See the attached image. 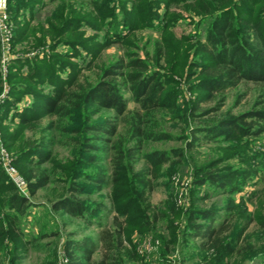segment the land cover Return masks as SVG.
I'll return each mask as SVG.
<instances>
[{
	"label": "rangeland",
	"instance_id": "rangeland-1",
	"mask_svg": "<svg viewBox=\"0 0 264 264\" xmlns=\"http://www.w3.org/2000/svg\"><path fill=\"white\" fill-rule=\"evenodd\" d=\"M60 1L33 2L31 24L41 25ZM67 1L73 8L81 10L80 14L88 12L93 16L95 13L87 10H92V5L102 0ZM133 1L135 8L131 6L132 0H107L105 10L113 14H105L101 20V26L108 28L107 34L103 29L100 31V28L83 23L80 27L82 44L108 43L107 37L112 32L123 35L102 49L96 63H107L127 53L137 54L150 62L162 55L158 59L164 68L161 70L172 74L176 81L175 93L166 107L142 114L146 120L143 129L151 134L164 132L161 139L134 135L130 113L122 116L113 109L97 105L81 106L71 115L41 116L43 100L32 93H23L21 89L28 84L25 77L28 67H16L11 64V59L33 55L45 58L55 54L69 64L80 66L89 56L82 45L71 47L60 42L52 48L57 38L46 34L43 43L25 49L23 43H14L11 39L6 61H2L0 45V95L4 92L0 104L4 99L11 103L8 107L5 102L0 109V137L17 175L24 181L22 188L17 187L0 161V220L17 218L6 226L12 232L20 233L16 237H0V264H55V261L65 264L61 253L65 239L89 235L99 242L103 230L114 228L113 216L124 219L126 229L125 244L116 251L121 264H199L203 252L195 240L183 234V227L192 195L201 193L207 194L205 201L208 206H213L219 217L227 214L228 205L232 206L229 212L236 228L242 226L243 220L253 217L243 232L247 241L242 239L237 244H234V238L232 241L236 248L244 245L245 250L234 257L228 254L225 264H264V229L261 228L264 221V133L234 140H209L199 132L194 135L189 131L193 126L210 123L212 117L223 116L228 109L237 113L251 107L264 108V84L241 83L227 91L221 109L197 116L200 109L208 107L200 103L199 109L190 114L195 93L188 85L196 77L197 64L201 61L197 46L205 38L210 17L175 6L167 14L168 18L164 17V0ZM228 6L231 7L232 23L236 24L241 13L236 7ZM25 10L27 12V8ZM133 15L140 16L141 22L134 21L137 26L131 28ZM123 19H128L127 24ZM168 19H171L170 29L175 37L188 36L186 44L180 40L182 45L171 52L170 66L162 53L164 37L161 33L164 20ZM13 33L12 23V36ZM36 35L43 37L40 28ZM64 52H67L66 57H63ZM182 59L183 64L177 65V60ZM2 63L6 66L5 71H2ZM70 73V69L60 72L62 76ZM83 75L94 77V68L85 67ZM34 88L42 92L43 97L50 94L47 82H43L42 90ZM123 94L129 99V91L124 90ZM135 106L137 103L128 101V108ZM20 113H24L22 118ZM104 122L117 126L116 134L89 128ZM138 144L141 148L136 147ZM31 146H39L45 151L43 163L36 162L35 155L31 157L27 153ZM173 148L181 155L174 154ZM153 150L164 151L169 158L154 169L144 157ZM209 164L214 170L230 174L231 191H219L211 184L196 186L193 183L197 170ZM41 174L48 176L49 182L32 191L31 180ZM10 184L19 195L28 199L24 215H18L9 205ZM69 186L81 191L74 192ZM65 196L82 199L90 207H101L88 223L63 208L52 207V202ZM98 254L99 251L95 255Z\"/></svg>",
	"mask_w": 264,
	"mask_h": 264
},
{
	"label": "trees",
	"instance_id": "trees-1",
	"mask_svg": "<svg viewBox=\"0 0 264 264\" xmlns=\"http://www.w3.org/2000/svg\"><path fill=\"white\" fill-rule=\"evenodd\" d=\"M36 0H8V10L13 23V42L23 43V47L29 48L44 42V35L56 36L52 44L54 48L58 43H67L71 47L82 45V49L88 52V58L81 62L80 66L74 63L69 64L64 59L50 54L45 58L33 56H20L11 59L12 65L16 67L26 65L28 71L26 78L27 86L22 87L23 93L28 92L43 100V110L41 116L71 115L82 106L97 105L103 108L113 109L118 115L130 113L131 126L134 135H139L155 139L164 138L162 131L151 134L143 129L146 123L143 115H148L153 111L160 110L169 104L172 95L175 93L176 81L172 74L159 63V56L155 62H150L137 54L127 53L126 56H119L107 63L97 62L100 59L101 51L107 45L117 42L118 37L123 35L112 32L107 39L108 43L82 44L83 34L80 30L85 23L107 34L108 28L101 26L103 15L112 13L105 10L107 0L95 2L90 13L80 14L81 10L73 8L67 0H61L45 18L41 25H32L31 7ZM141 1V0H139ZM132 0L131 6L135 8ZM165 13H168L175 6H180L185 10L193 11L197 14H207L210 17V24L206 30L205 38L197 46L201 61L197 64L196 77L189 82V89L195 93L194 101L190 105L189 113L199 109L200 103L207 104L208 107L200 109L197 116L209 115L212 111H217L223 106L226 94L229 89L236 88L244 82L264 84V2L262 0H242L237 4L232 0H164ZM236 7L241 13L236 24L232 23L231 7ZM27 8V12L26 9ZM24 9V10H23ZM130 18V17H129ZM169 18V17H168ZM127 24L128 19H123ZM140 23V16L133 15L131 28ZM171 19L164 20L161 33H163V54L170 66L171 52L178 50L183 44L188 42V36L183 35V39L175 37L170 29ZM128 27V25H127ZM40 28L43 37H37L36 33ZM160 49V48H159ZM159 51V50H158ZM160 52V51H159ZM67 52L63 53L66 57ZM185 55V54H184ZM184 60H177V65L183 64ZM96 63V64H95ZM94 68V77H85L83 69ZM173 67V66H172ZM70 69L67 76L60 74L61 70ZM174 69V67L172 68ZM7 75V74H6ZM11 75V74H9ZM2 80L0 77V84ZM43 82H47L50 87V94L41 95L34 87L43 89ZM24 88V89H23ZM14 90V89H13ZM130 92L129 99L123 91ZM5 100V99H4ZM2 101L0 109L5 106L7 100ZM137 103L134 108H128V101ZM7 106L11 103L7 102ZM143 114V115H142ZM24 113H20L22 118ZM34 118V117H33ZM211 120L210 123L193 126L190 133L199 132L209 140L222 138L224 140H234L239 137L256 136L264 133V108L251 107L237 113H232L229 109L224 115ZM98 125V126H97ZM97 126V128H95ZM89 128L105 131L110 135L117 132V126L112 122L93 124ZM145 135V136H144ZM192 138L194 136L192 135ZM195 139V138H194ZM139 142V140H137ZM137 142V143H138ZM189 145L192 142H188ZM40 145V144H37ZM136 147L141 148V144ZM28 154L35 155L36 162L43 163L46 159L45 151L39 146H31ZM174 154L181 155L177 148L172 149ZM144 157L151 163L154 169L156 166L168 161V155L164 151L153 150L144 154ZM32 160V158H31ZM49 182L48 176L39 175L31 180L30 187L35 191L39 187ZM193 183L196 186L211 184L219 191L232 190L230 174L214 170L210 164L197 170L193 176ZM69 189L81 191L80 188L69 186ZM11 194L8 202L18 215H24L28 203L25 196L19 195L15 187L10 184ZM207 194L192 195L191 204L185 216L183 234L195 240L196 246L203 253L199 264H225V257L237 256L245 250L241 245L236 248L232 244H237L240 240L247 241L243 232L251 223L253 217H249L242 222V226L236 228L231 222L232 206L225 209L227 214L219 217L213 206H208L205 199ZM54 208H63L74 217H79L90 223V217L94 215L96 209L101 206H89L82 199L75 197H60L51 203ZM87 215V216H86ZM12 218V219H11ZM8 217L7 220H0V237L19 236V232H12L6 223L13 224L15 217ZM114 228L102 231L99 242L91 236L84 235L80 238H66L62 252L67 257V264H121V257L116 251L125 244L124 219L113 216ZM264 229V221L261 222ZM12 229L14 230L13 226ZM99 251L98 256L96 252ZM22 256V255H21ZM55 264L56 263L55 261Z\"/></svg>",
	"mask_w": 264,
	"mask_h": 264
},
{
	"label": "built area",
	"instance_id": "built-area-1",
	"mask_svg": "<svg viewBox=\"0 0 264 264\" xmlns=\"http://www.w3.org/2000/svg\"><path fill=\"white\" fill-rule=\"evenodd\" d=\"M12 37V21L10 19V13L8 10V0H0V45L3 48L2 61L8 60L7 50L9 49L10 41ZM4 63H2L3 65ZM6 64V62H5ZM3 66L2 71L6 70V66ZM4 73V72H3ZM4 95V92L0 95V101ZM0 161L3 164L7 175L16 184L17 187L22 188L24 181L17 175L14 164L9 158L6 149L2 146L0 137ZM62 253L63 261L67 264V257Z\"/></svg>",
	"mask_w": 264,
	"mask_h": 264
}]
</instances>
